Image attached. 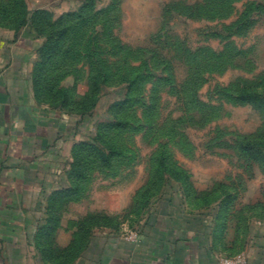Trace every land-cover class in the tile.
I'll return each instance as SVG.
<instances>
[{
  "label": "rangeland",
  "instance_id": "374dc122",
  "mask_svg": "<svg viewBox=\"0 0 264 264\" xmlns=\"http://www.w3.org/2000/svg\"><path fill=\"white\" fill-rule=\"evenodd\" d=\"M0 66L69 138L32 220L45 264L264 220V0H0Z\"/></svg>",
  "mask_w": 264,
  "mask_h": 264
},
{
  "label": "crops",
  "instance_id": "0c3cea01",
  "mask_svg": "<svg viewBox=\"0 0 264 264\" xmlns=\"http://www.w3.org/2000/svg\"><path fill=\"white\" fill-rule=\"evenodd\" d=\"M27 84L23 67L0 66V264H45L32 220L46 189H54L52 161L69 139L61 120L34 105ZM240 229L230 223L227 230H144L132 256H119L117 264H217L236 255L264 264V220Z\"/></svg>",
  "mask_w": 264,
  "mask_h": 264
},
{
  "label": "built area",
  "instance_id": "2783aa9c",
  "mask_svg": "<svg viewBox=\"0 0 264 264\" xmlns=\"http://www.w3.org/2000/svg\"><path fill=\"white\" fill-rule=\"evenodd\" d=\"M139 234H133L130 237V240L133 242H137L139 240ZM217 264H248V260L244 255H236L229 257H222L218 260Z\"/></svg>",
  "mask_w": 264,
  "mask_h": 264
},
{
  "label": "trees",
  "instance_id": "16d2710c",
  "mask_svg": "<svg viewBox=\"0 0 264 264\" xmlns=\"http://www.w3.org/2000/svg\"><path fill=\"white\" fill-rule=\"evenodd\" d=\"M27 22V17L24 15V18H22L19 22V24L17 25L16 29H18L19 27H21L23 24H25ZM67 35V32H63L60 34L59 39L55 42V44L52 45H48L45 44L44 46V53L47 55H49L48 57V61H51L54 58V53H55V49H57V47L61 44L63 38ZM52 46V48H50ZM57 53V51H56Z\"/></svg>",
  "mask_w": 264,
  "mask_h": 264
}]
</instances>
